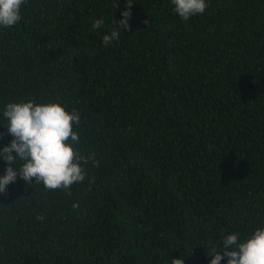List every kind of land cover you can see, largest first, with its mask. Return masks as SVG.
<instances>
[{"label":"trees","instance_id":"obj_1","mask_svg":"<svg viewBox=\"0 0 264 264\" xmlns=\"http://www.w3.org/2000/svg\"><path fill=\"white\" fill-rule=\"evenodd\" d=\"M207 2L184 21L133 0L108 46L126 0H26L0 27V149L7 103L60 102L99 161L70 196L7 185L0 264H209L222 234L264 227V0Z\"/></svg>","mask_w":264,"mask_h":264},{"label":"clouds","instance_id":"obj_2","mask_svg":"<svg viewBox=\"0 0 264 264\" xmlns=\"http://www.w3.org/2000/svg\"><path fill=\"white\" fill-rule=\"evenodd\" d=\"M25 3L26 0H0V27L8 28L21 21V7ZM171 3L174 12L184 21L203 14L209 6L207 0H171ZM132 4L133 0H126L122 18L116 20L117 27L110 34L103 35L104 46L119 39L122 28L130 30ZM103 25L104 20L97 19L92 29L95 31ZM3 116L12 139L0 149V158L7 163L5 174L0 176V193L6 192L7 185L19 177L28 185L35 180L46 189H60L70 196L71 186L86 177L87 170L83 165L98 166L95 153L84 156L73 146L80 141L78 132L73 130L74 125L79 127L81 120L77 109L67 111L60 102L22 100L7 103ZM18 161L20 164L16 166ZM222 237L219 243H210L206 251L212 257L209 264H220L224 257H227V264H264V227H257L243 240L238 232L222 234ZM171 264H185L184 256L173 258Z\"/></svg>","mask_w":264,"mask_h":264}]
</instances>
